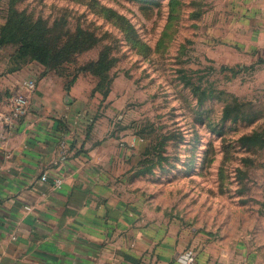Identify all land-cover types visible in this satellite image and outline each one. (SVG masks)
<instances>
[{
    "label": "rangeland",
    "instance_id": "374dc122",
    "mask_svg": "<svg viewBox=\"0 0 264 264\" xmlns=\"http://www.w3.org/2000/svg\"><path fill=\"white\" fill-rule=\"evenodd\" d=\"M242 5L0 0V65L17 45L55 54L82 31L86 50L54 57L44 77L64 105L72 92L85 135L98 125L128 151L130 199L180 226L198 255L264 264V50Z\"/></svg>",
    "mask_w": 264,
    "mask_h": 264
},
{
    "label": "crops",
    "instance_id": "0c3cea01",
    "mask_svg": "<svg viewBox=\"0 0 264 264\" xmlns=\"http://www.w3.org/2000/svg\"><path fill=\"white\" fill-rule=\"evenodd\" d=\"M242 3L246 30L258 34L264 50V0ZM38 67L4 74L0 65V110ZM44 74L27 94L24 120L0 126V264H178L176 257L193 249L187 232L130 199L128 151L101 137L98 125L85 135L72 92L64 105ZM55 178L62 179L59 189ZM197 256L200 264H254Z\"/></svg>",
    "mask_w": 264,
    "mask_h": 264
},
{
    "label": "trees",
    "instance_id": "16d2710c",
    "mask_svg": "<svg viewBox=\"0 0 264 264\" xmlns=\"http://www.w3.org/2000/svg\"><path fill=\"white\" fill-rule=\"evenodd\" d=\"M29 35V32H26ZM82 35V31H78V33L73 37V39L70 41V45L64 46L61 50L53 54L51 48H49L46 45L43 44H36V43H23L20 46H16L13 48L10 56H9V61L10 64L6 66L4 70V74H12L17 71H19L23 66L27 65L29 63V60L27 58H30L31 60L35 61L38 63L40 66L46 70L48 66L50 65L51 61L53 60L54 57H59V56H67L69 54V49L70 53L73 52H78L81 53L86 50L85 48V42H79V38ZM2 37L3 39L8 38L10 41L15 38L13 34H8L5 29L2 30ZM0 44L2 42L0 41ZM104 64V59L101 57L96 63L95 67L97 69L102 68ZM229 118V113L226 110L224 112V119ZM234 119H237L236 117ZM244 141H249V142H255V138H249L246 137L243 139Z\"/></svg>",
    "mask_w": 264,
    "mask_h": 264
},
{
    "label": "built area",
    "instance_id": "2783aa9c",
    "mask_svg": "<svg viewBox=\"0 0 264 264\" xmlns=\"http://www.w3.org/2000/svg\"><path fill=\"white\" fill-rule=\"evenodd\" d=\"M44 71L43 67H38L33 76L26 80H23L21 90L13 93L9 98L5 109L0 110V126L11 128L23 121L29 111V102L27 94L32 93L36 89V83L38 78ZM49 179L47 174H44L41 178L43 182ZM62 179H53L52 186L56 189L61 188ZM29 210V208H26ZM178 264H200L198 261L197 252L193 249H187L180 253L176 257Z\"/></svg>",
    "mask_w": 264,
    "mask_h": 264
}]
</instances>
